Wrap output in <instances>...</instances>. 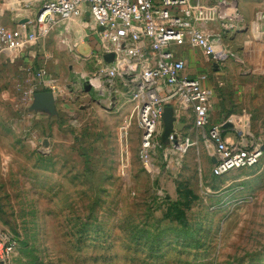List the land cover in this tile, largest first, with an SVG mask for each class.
Returning a JSON list of instances; mask_svg holds the SVG:
<instances>
[{
    "label": "rangeland",
    "instance_id": "1",
    "mask_svg": "<svg viewBox=\"0 0 264 264\" xmlns=\"http://www.w3.org/2000/svg\"><path fill=\"white\" fill-rule=\"evenodd\" d=\"M244 1L253 20L263 4ZM231 2L224 0L228 14ZM36 12L26 0H0V20L10 26L34 22ZM61 25L0 60V241L12 245L0 264H264V154L252 168L215 177L206 131L171 99L163 104L188 126L176 131L183 150L159 127L160 147L146 162L135 86L123 71L99 76L106 62L101 45L89 44L93 23ZM237 27L235 35L250 31L245 44L262 50L230 59L222 114L264 144V24ZM41 69L54 89L41 87ZM40 93L53 95L48 107L35 104ZM249 112L251 122H241Z\"/></svg>",
    "mask_w": 264,
    "mask_h": 264
},
{
    "label": "built area",
    "instance_id": "2",
    "mask_svg": "<svg viewBox=\"0 0 264 264\" xmlns=\"http://www.w3.org/2000/svg\"><path fill=\"white\" fill-rule=\"evenodd\" d=\"M214 1L217 3L201 6L192 0H26L37 10L35 20H22L15 29H8L0 22V60L6 53L18 52L40 42L55 25H66L74 18L87 15L96 27L94 32L103 57L111 52L116 55L112 64L105 63L99 76L115 79L119 71H123V77L135 86L136 99L141 100L138 108L142 158L148 162L156 156L160 147L156 134L159 127L163 129L162 115L166 107L163 103L177 99L190 108L195 128H209L208 138L215 150L213 175L223 177L234 170L256 166L263 150L228 144L222 135L224 125H210L211 93L203 85L206 76L186 75L185 61L173 52L174 48L190 45L203 50L212 59L221 58V52L214 51V46L222 43L221 36L207 34L204 27L220 22L222 31L235 32L238 27L233 18L238 10L235 0L227 5L234 9L229 14L223 9L225 3ZM260 1L263 6L255 17L258 23L264 24V0ZM123 63L128 69L122 68ZM139 66L141 72L137 74L135 69ZM37 75L42 88L54 89V81L44 69ZM163 85L170 87L171 93L161 98L159 92ZM175 139H178L176 132L169 136L171 142ZM182 143L177 149L183 150ZM11 251L10 243L0 241V257Z\"/></svg>",
    "mask_w": 264,
    "mask_h": 264
},
{
    "label": "crops",
    "instance_id": "3",
    "mask_svg": "<svg viewBox=\"0 0 264 264\" xmlns=\"http://www.w3.org/2000/svg\"><path fill=\"white\" fill-rule=\"evenodd\" d=\"M194 3H197L201 6H210L213 4H216L217 2H215L214 0H192ZM234 1V0H233ZM222 3H224V0H221ZM235 4L237 6L238 9H240V14H243V21L238 23V26H243V27H249L247 29L250 30V27H254L256 26V28L258 29V26L261 25V23H258L256 20V12L258 11L259 7L254 11L253 14V20L251 18V11H252V6L253 4L249 1H244V0H235ZM239 11V10H238ZM0 22L6 26L8 29H15L17 28V26L19 25L18 22L17 26L13 27L10 26L8 24L3 23L1 20ZM92 23V22H91ZM81 24V19H76L74 22L71 21L70 23L66 24V25H61V26H66V28L71 27V28H75V26H83L84 28H88L89 27V21L87 22H82ZM94 28L95 25H92L90 30H92L93 32V36L94 38L91 39L90 41V46L91 49L94 51H99L98 49V45L100 44L99 39L97 38L96 33L94 32ZM205 31L207 34L209 35H219L222 38V43L219 46V51L221 52V58L218 59H211V57H205L203 55V53H205L203 50L201 49H197L194 47H191L190 45H185L183 47L180 48H174L173 52L175 53V56L177 58H180L182 60L185 61L186 63V75L190 76V77H198L201 75L206 76V80L203 82V85L210 91L211 93V109H210V125L211 126H215V125H224L223 129H222V135L224 137V140L228 143V144H238V145H242V146H255V147H261L264 153V144L261 143V141H259V139L255 138V136L251 133L247 134L243 131H240V129L235 128L234 125L230 122H225L224 120V116L222 114L223 111V107L221 106V99L219 98V91L220 88L224 87V83H222V79L223 77L226 75L228 76L230 73V71H225L226 67H230L232 65L231 63V58H233L235 55L234 53H231V49L232 47H234L235 45H239L242 46L243 48L237 52H239V55L245 54V53H252V51L254 52H259L260 50H262L260 47L256 46L254 44V42L250 44H254L253 47H251L250 45H246L244 40L248 37L249 34H251V32L249 31L247 33V37L243 36V35H235V32H224L221 29V23L217 22V23H210L208 25H206L204 27ZM227 34V35H226ZM225 37H229V39L232 41L231 43H227L225 40ZM248 40H250L248 38ZM84 43V42H83ZM79 45V44H78ZM228 54V56L226 57V54ZM17 55V52H10V53H6L5 57H9V55ZM226 57V58H225ZM218 63V70H215L214 64ZM255 74V71H254ZM167 88L169 89L168 91L171 93V88L167 86ZM253 88V90H252ZM251 91L255 92L254 87L252 85L249 86L248 88V93H250ZM159 95L161 98V90L159 92ZM237 104L240 105V96L239 93L237 92ZM250 107V106H249ZM251 109H249L250 111ZM241 117V122H245L247 119L248 121L251 122L252 118L250 115V112L247 114V116H239ZM264 119V118H263ZM262 119V120H263ZM253 122V121H252ZM208 129L209 128H205L204 130L206 131V133H202L204 135H206L208 137ZM246 130V128H244ZM184 132L186 133L188 130V126L187 124L185 125V128L183 129ZM209 139V138H208ZM211 147H212V155H211V161H212V165H214L215 163V150L213 145L211 144V142L209 141Z\"/></svg>",
    "mask_w": 264,
    "mask_h": 264
},
{
    "label": "water",
    "instance_id": "4",
    "mask_svg": "<svg viewBox=\"0 0 264 264\" xmlns=\"http://www.w3.org/2000/svg\"><path fill=\"white\" fill-rule=\"evenodd\" d=\"M243 47L239 45H235L232 47L231 52L235 53L241 50ZM104 61L107 64H112L115 61L116 55L114 52L108 53L104 55ZM213 57L211 56V59ZM215 70H218V63L214 64ZM53 100V95L51 93H40L35 96V104L39 106L48 107ZM163 122V139L166 140L169 136L176 131L181 132L185 128V124L177 121L175 117L174 109L172 107H165L164 113L162 115ZM173 143L177 146L179 144V140L175 139Z\"/></svg>",
    "mask_w": 264,
    "mask_h": 264
},
{
    "label": "bare ground",
    "instance_id": "5",
    "mask_svg": "<svg viewBox=\"0 0 264 264\" xmlns=\"http://www.w3.org/2000/svg\"><path fill=\"white\" fill-rule=\"evenodd\" d=\"M219 49V48H218Z\"/></svg>",
    "mask_w": 264,
    "mask_h": 264
}]
</instances>
